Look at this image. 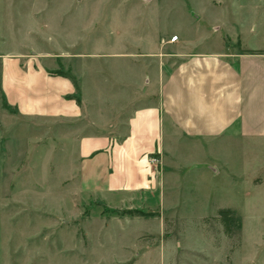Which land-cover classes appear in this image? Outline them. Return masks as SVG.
I'll return each instance as SVG.
<instances>
[{
	"label": "rangeland",
	"instance_id": "374dc122",
	"mask_svg": "<svg viewBox=\"0 0 264 264\" xmlns=\"http://www.w3.org/2000/svg\"><path fill=\"white\" fill-rule=\"evenodd\" d=\"M235 32L246 46L264 45V0H0V54L44 57L57 76L72 71L104 117L109 96L131 97L138 80L145 87L166 74L167 54L186 42L237 48ZM142 57L143 79L133 65ZM0 108L10 111L1 96ZM4 114L0 264H264V154L165 134L152 157L156 190L113 197L102 168L88 171L75 142L58 136L62 124ZM219 209L235 213L230 238Z\"/></svg>",
	"mask_w": 264,
	"mask_h": 264
},
{
	"label": "crops",
	"instance_id": "0c3cea01",
	"mask_svg": "<svg viewBox=\"0 0 264 264\" xmlns=\"http://www.w3.org/2000/svg\"><path fill=\"white\" fill-rule=\"evenodd\" d=\"M232 36L237 48L223 41L213 48L186 42L167 54L160 62L169 65L168 72L148 76L145 87L135 82L131 97L109 96L107 117L84 102L72 71L57 76L44 57L0 54V96L10 109L0 111L11 123L22 118L62 124L58 136L75 142L87 170L102 168L106 194L153 193L156 165L150 160L165 149V134L195 142L239 141L255 157L264 154V45L246 46L240 33ZM115 59L129 64L128 58ZM145 62H133L142 79ZM69 123L74 126L64 127Z\"/></svg>",
	"mask_w": 264,
	"mask_h": 264
},
{
	"label": "trees",
	"instance_id": "16d2710c",
	"mask_svg": "<svg viewBox=\"0 0 264 264\" xmlns=\"http://www.w3.org/2000/svg\"><path fill=\"white\" fill-rule=\"evenodd\" d=\"M245 52H252V51H245ZM127 214H131V213H127ZM132 214L140 216L142 213H138L135 211ZM216 219L218 224H220V226L222 227L223 234L227 238H230L233 234V229L236 223L235 213L230 209H219L217 211Z\"/></svg>",
	"mask_w": 264,
	"mask_h": 264
},
{
	"label": "built area",
	"instance_id": "2783aa9c",
	"mask_svg": "<svg viewBox=\"0 0 264 264\" xmlns=\"http://www.w3.org/2000/svg\"><path fill=\"white\" fill-rule=\"evenodd\" d=\"M176 42H178V37L177 36L171 37L170 43H176ZM150 162L153 163V164H155V165L158 163L157 159H154V158H152L150 160Z\"/></svg>",
	"mask_w": 264,
	"mask_h": 264
}]
</instances>
